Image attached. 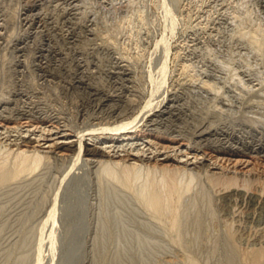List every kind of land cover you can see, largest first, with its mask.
<instances>
[{
  "label": "rangeland",
  "instance_id": "rangeland-1",
  "mask_svg": "<svg viewBox=\"0 0 264 264\" xmlns=\"http://www.w3.org/2000/svg\"><path fill=\"white\" fill-rule=\"evenodd\" d=\"M246 29L249 31L247 32ZM0 31L2 35L0 38V56H2L0 57V72L20 69L26 70L25 72L39 71L35 68V63L33 64L35 61L42 63L41 68H44V71H56L59 66L55 63L61 64L62 67L64 61H70L73 57L93 58L98 66H101L97 67L98 70L103 71V68H106L103 65H109L110 60L118 57L127 60L135 75L132 84L139 88L163 90L178 87L182 90H189L196 89L197 85L202 82H207L211 87L215 86L213 89L220 92L223 90V95L226 93L224 96L231 98L232 101L235 100L237 104L250 105L249 101L253 100L251 105L260 109H262L261 106L264 108V0H0ZM250 34L258 39L250 37ZM251 40L257 42L259 48ZM16 61H20L21 65L18 66L19 62ZM28 64L32 66L28 67ZM70 66L73 67L70 64L66 67L70 68ZM105 77L102 74V81L106 83ZM252 96L253 99H250ZM86 138L90 143L96 141L97 145L106 148L107 142H103V138L94 139L89 136ZM143 140V144L140 145ZM147 140H149L148 137H142L133 141L143 148ZM47 144L48 142L42 144L41 148L47 149L45 147ZM147 147L145 146L144 149ZM149 151L150 149L146 154ZM58 155L62 156L64 153L59 152ZM192 155L187 156L192 159ZM187 156L180 155L179 159L184 161ZM255 161L252 160L256 167L264 168V156ZM188 162H191L190 159ZM50 163L51 166L44 165L45 168L42 166L41 171L38 170V174L35 173L40 176H35V174L31 176L35 179L30 177V182L22 179L25 183L23 181L17 183V181V184L11 183V185L0 187V264H242L244 259L242 257L251 250L247 249L248 246L264 245V209H257V217L250 219L245 216L249 209L239 205H227L226 207L225 203L214 198L215 190L210 185L212 190L208 188V184L203 187L202 183L201 187L199 183L198 186L196 184L198 182L194 184L195 186L193 185V189L197 192L192 189V192H189L191 195L185 199L187 202L184 200L186 204L190 202L191 208L186 209L185 206L183 216L186 220L191 218V215L194 217L200 214L203 219L196 215L199 216L198 221L194 222L195 225L193 223L194 226L189 225L188 229L191 227L190 230L194 231L192 234H189L190 231L187 232L189 236H195V230L201 225L208 227L209 232L204 227H201L203 230L198 229L203 231L202 233L197 230L200 233L198 234L202 235L198 236L199 240L203 238L205 240L199 242L197 237L198 242L191 244L190 247L182 246L181 248L179 244L171 240L164 226L160 227L161 222L150 219L148 212H145V215V210L139 208L130 199L123 196V198L120 197V201L117 195H109L110 192L107 196L105 195L109 202L106 199L103 200L105 196L101 199L96 198L95 203L93 200V206H90L92 208L88 209L89 214H95L91 216L93 218L89 224L91 226L86 224L90 231L86 229L88 232L83 233L87 227L85 225L83 227L82 223L78 228L81 226L83 230L81 227L76 228L77 230L63 229L55 220L49 222L45 219L48 218L53 203L55 194H52V187L56 185L53 177L54 173L58 174L56 169L59 166V162L51 161ZM239 167L238 171H246L242 165ZM52 171L55 172L52 174ZM263 177L264 175L259 179L263 180ZM259 179L254 181L252 191H256L257 187L264 190V187H259L264 185L262 184L264 181ZM258 188L257 192L261 191ZM193 196H195L194 199ZM99 199L102 202L106 201L104 203L117 212L113 209L110 211L104 203L100 205V209L106 210L107 208L108 211L103 212L102 210V214L98 212L99 208L96 206L99 202L101 203L97 201ZM75 200L74 202L79 207L74 212L77 214L80 208L84 209L81 206L83 200L80 197ZM115 201L118 204L114 203ZM194 202L197 203L195 207ZM221 202L224 205L221 204V206L219 204ZM108 212V215H114V218L110 216L114 222L110 217L107 218L106 213ZM99 213L101 217L98 216ZM103 213L106 219L102 218ZM259 215H261L260 219ZM97 216L98 220H96ZM227 217L231 220L228 224L232 222L233 228L226 225ZM104 220L110 222L111 227L108 226L110 223L107 224L108 222ZM101 221L107 225L102 226L97 223ZM204 221H207L208 225ZM227 229L235 232L237 236L233 235L234 239L238 240L234 241L237 245L241 244V249H231V243H228L230 244L229 249L225 242L228 238L225 239L224 234L228 232ZM205 231L209 237H212L211 239L205 238ZM213 238L216 239L215 242ZM206 239L210 240L209 243ZM204 242L208 244L205 245ZM245 244L248 246L245 247Z\"/></svg>",
  "mask_w": 264,
  "mask_h": 264
},
{
  "label": "bare ground",
  "instance_id": "bare-ground-1",
  "mask_svg": "<svg viewBox=\"0 0 264 264\" xmlns=\"http://www.w3.org/2000/svg\"><path fill=\"white\" fill-rule=\"evenodd\" d=\"M252 36L250 34V37ZM258 42L260 44L259 40ZM255 43L257 46V42ZM64 59L66 60V58ZM16 62H19L18 66L21 65L20 61ZM34 63L35 68L41 72L28 71L29 68L28 72L21 69L18 71L11 70L12 72H0V187L11 185V183L17 184L19 181H23L22 179H27L30 182L31 176L38 170L41 171L42 166H47L51 161L59 162L56 169L58 174L56 175L55 171L51 172L55 174L53 178L56 185L52 187V194L55 195H53L49 216L48 212L46 213L48 218L45 219L47 221L53 222L55 220L61 228L66 230H77L76 228L81 223L82 226H86V224L88 226L93 219L91 216L95 215L94 213L89 214L90 211L88 210L95 203L94 199H101L110 192L109 195H117L119 197L117 199L120 201V197L123 198L124 196L136 203L139 208H143L144 214L146 215L145 212H148V216H151L150 219L161 222L162 225L159 226L161 228L164 226L165 232H169L171 240L182 248V246L190 247L191 244H196L199 237L202 236L197 230H203L201 227H204V225L198 226L199 223L196 225V227L198 226L195 230L196 235L189 236L187 232L190 231L189 234H192L193 231L190 230L191 227L188 229L189 225L194 226V222L198 221L200 214H196L199 215L198 217L195 214L194 217L185 215L191 217H186L188 218L186 220L183 216L185 206L186 209L187 207L188 209L191 208L190 202L188 201L189 203L186 204L185 199L191 195L189 192L194 188L196 182H198L197 185L200 183V186L203 183V187L205 184H208V188L212 187L215 190L214 198L225 203L226 207L227 205H239L249 209L245 216L250 219L255 218L257 209H264V190L257 186L261 191L257 192L255 187L256 191L251 190L256 179L264 175V168L260 169L252 162V160H258L264 156L263 106H261L262 109L256 108L251 105L253 100L249 101L250 105L237 104L228 96L229 99L226 98L224 96L226 93L224 95L222 93L223 90L221 92L215 90L213 89L215 86L211 87L207 82H202V84L197 85L196 89L191 88L189 90L172 86L170 89L163 90H145L137 85L136 87L132 84L135 75L130 69L129 63L127 60L118 57L110 60L109 65L107 64L108 67L103 65L106 67H102L103 71L98 70L97 61L93 58L86 59V57L85 59L84 57H73L70 61H64L62 67L61 64L55 63L59 66L58 70L50 72L41 68L43 67L41 66L42 63H36V61ZM69 64L73 67H66ZM29 66L30 64H28ZM102 74L106 76L104 78L107 80L106 83L104 80V82L102 81ZM259 96L261 95L259 94ZM250 99H253V96ZM24 127L26 128L22 130ZM87 136L94 139L103 138V142H107L106 148L97 145L96 141L90 143L86 138ZM142 137L149 138L144 145V147L148 146L146 149L140 148L139 144H135L136 142L133 141ZM60 138L63 139L60 140ZM46 142H48L45 146L47 149L41 148L42 144ZM143 142L144 140L140 142V145ZM149 149L150 151L146 154ZM59 152H63L64 155L59 156ZM149 153L150 155H148ZM188 154H193V158H189ZM180 155L187 156V159L180 160ZM207 156L209 157L207 158ZM188 159L191 162H188ZM255 162L257 163V161ZM50 164L48 166H51ZM240 165L243 169L246 168V171H238ZM50 168L52 169V167ZM37 174L35 176H40ZM260 181H264V179ZM259 187H264V185ZM195 190L194 192H197ZM106 196L103 200L108 198ZM77 197L83 200H81L82 205H80L84 209L81 210L80 208V212L76 214L74 212L78 206L74 201ZM100 199L97 201H101V203L96 202L99 207L94 206L99 208L98 212L102 214V210L107 212L108 209H100V205L106 202H102ZM196 202H194V207ZM222 202L219 204L221 205ZM128 203H126L127 206L130 204ZM131 205L130 207H132ZM106 206L109 205L106 204ZM110 209L116 211L114 208ZM94 211L97 212L95 209ZM109 212L106 214L108 215ZM98 216L101 217L100 213ZM98 216L96 220L99 219ZM104 216L103 213L102 218ZM110 216L114 218V215L111 214L107 218ZM260 217L261 215H259V219ZM113 218L110 217L112 221ZM203 218L205 219V217ZM107 220L104 221L108 222ZM147 220L149 219L147 218ZM229 220H226V225L233 228L232 222L228 224ZM204 222L208 225L207 221ZM97 223L104 226L110 222L107 224L102 221V224ZM155 223L157 222L155 221ZM95 224L94 227H96ZM108 226L111 227V223ZM205 228L207 230L208 227L205 226ZM86 229L88 227L83 233L88 232ZM227 230V234L224 233L226 237H224L225 239L228 238L229 242L228 239L225 241L222 238L223 241L227 242L228 247L230 245L228 243H231V249H241V244L235 243L238 239L235 238L236 241H234V237L237 236L235 232H231L230 229ZM161 231L163 230L161 229ZM207 231L209 232V230ZM255 231L257 232L256 228ZM200 232L203 233V231ZM206 235L205 238H212ZM203 240L205 239L203 238L199 242ZM209 241L207 242L209 243ZM260 244L262 243L260 242ZM263 247L264 245H260V247L248 246L247 249L251 250L242 257L244 258L242 264H264Z\"/></svg>",
  "mask_w": 264,
  "mask_h": 264
}]
</instances>
